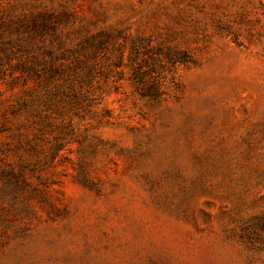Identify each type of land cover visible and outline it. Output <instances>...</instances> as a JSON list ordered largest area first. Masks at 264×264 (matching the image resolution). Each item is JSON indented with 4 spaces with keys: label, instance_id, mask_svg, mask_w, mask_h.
<instances>
[{
    "label": "rangeland",
    "instance_id": "374dc122",
    "mask_svg": "<svg viewBox=\"0 0 264 264\" xmlns=\"http://www.w3.org/2000/svg\"><path fill=\"white\" fill-rule=\"evenodd\" d=\"M0 264H264V0H0Z\"/></svg>",
    "mask_w": 264,
    "mask_h": 264
},
{
    "label": "trees",
    "instance_id": "16d2710c",
    "mask_svg": "<svg viewBox=\"0 0 264 264\" xmlns=\"http://www.w3.org/2000/svg\"><path fill=\"white\" fill-rule=\"evenodd\" d=\"M182 61H183V60H181V58H179V59L177 58V59L175 60V62H182ZM156 93H157V92H156L154 89L151 88V90H149V92H148V95H149V96H151V95H154V96H155Z\"/></svg>",
    "mask_w": 264,
    "mask_h": 264
}]
</instances>
